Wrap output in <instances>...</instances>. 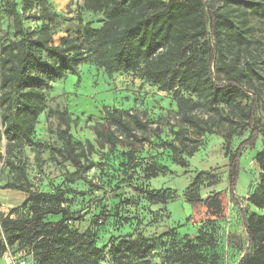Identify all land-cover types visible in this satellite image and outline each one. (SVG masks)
Listing matches in <instances>:
<instances>
[{
    "label": "rangeland",
    "instance_id": "rangeland-1",
    "mask_svg": "<svg viewBox=\"0 0 264 264\" xmlns=\"http://www.w3.org/2000/svg\"><path fill=\"white\" fill-rule=\"evenodd\" d=\"M205 1L221 18L231 19L235 31L248 39L245 44L231 35L223 36L225 56L215 60L214 75L234 95L217 106L211 107L183 90L161 91L137 73L108 75L89 62L61 79L51 80L43 89L46 109L38 117L31 143L11 144L0 120V264H10L3 256L6 249L13 255L22 245L33 251L29 247L33 244L32 232L25 233L20 242L14 240L13 232L6 234L1 227L2 217H31V203L26 202L28 193L21 190L25 187L50 195L39 202L42 209L69 212L70 231L83 232L91 222H97L99 227L92 229H98V245L104 251L100 264L137 263L135 256L123 251L121 241H144L146 258L155 264H191L194 259L198 264L211 260L238 264L249 248L241 210L248 215H264V207L248 200L253 194L264 196V162L258 161L264 150V0ZM12 2L23 15L43 11L58 15L50 23L24 21L25 27L36 35L43 23H48L55 44L70 36L87 48L89 43L77 17L80 15L83 23L94 28L105 21L102 13L86 10L84 0H0L2 44L20 40L15 36L12 19L5 13L7 3ZM205 18L208 23L207 11ZM42 55L52 61L46 53ZM241 69L246 73L241 75L246 92H233L232 86L226 85L227 77H236ZM177 94L197 101L192 114L198 124L187 122L179 113ZM258 95L261 101L257 125L261 133L255 147L244 150L240 158L236 205L229 198V158L249 137V131L241 133V124L253 97ZM104 106L137 115L150 126L139 127L125 116L136 137L126 136L113 124L122 143L112 148L95 131L110 123ZM64 110L77 120L71 124L70 133L77 152L84 153L86 171L78 170L66 159L60 136L65 124L59 117ZM88 141L94 145L90 154ZM152 167L165 170L154 174ZM11 184L17 188L7 187ZM156 193H165L171 199L167 204L154 203L149 196ZM214 193L220 195L221 212L187 201L195 196L205 199ZM62 217L47 214L43 219L53 224Z\"/></svg>",
    "mask_w": 264,
    "mask_h": 264
},
{
    "label": "trees",
    "instance_id": "trees-1",
    "mask_svg": "<svg viewBox=\"0 0 264 264\" xmlns=\"http://www.w3.org/2000/svg\"><path fill=\"white\" fill-rule=\"evenodd\" d=\"M84 8L105 16L104 23L98 28L83 23L80 15L77 17L83 26V36L89 43L87 48L80 40L70 36L62 37L60 44L54 43L48 23L55 22L58 15L46 11L23 15L15 2L7 3L5 13L13 21L15 36L20 38L9 44L0 42V120L11 144L22 146L32 142L38 117L46 109L43 89L51 80L61 79L66 73L76 71L82 63H93L108 75L115 72L137 73L161 91L183 90L203 99L211 107L234 95L226 91L225 84L216 79L214 64L216 59L223 60L225 56L224 35H231L238 43L248 44V39L235 31L236 26L231 19L221 18L207 1L84 0ZM205 11L208 13V23ZM26 19L48 23H43L36 35L25 27ZM43 53L52 61L45 59ZM241 75H246L242 69L236 77H227L226 85L230 84L233 92H246L241 85ZM176 100L182 117L196 124L192 110L197 101L180 94H177ZM260 101L259 95L258 98L253 97L245 122L241 124V133L249 131V137L236 147L229 158V198L236 205H239L235 188L240 172V158L244 150L255 147L261 133L257 125ZM103 108L110 123L96 127L95 131L112 148L122 143L112 128L113 124L126 136L136 137L125 116L132 118L139 127L150 126V122L143 121L137 115L107 106ZM59 117L65 124L60 136L64 140L66 159L78 170L86 171L88 165L82 159L84 153L77 152L70 133L71 124L77 123V120H72L67 110L59 112ZM86 146L87 152L92 153L94 145L88 141ZM258 161L264 162V150L259 154ZM151 170L157 174L158 170H165V167H152ZM7 187L17 188L13 184ZM131 188L135 192H143L136 187ZM21 190L28 193L26 202L31 203V217L24 220L2 217L1 227L6 234L13 232L14 240L20 242L22 239L24 241L25 233L32 232L33 244L29 247L34 251L36 264L101 263L104 251L98 245V229H92V226H98L96 221L91 222L83 232L70 231L67 222L72 215L69 212L40 207L39 202L50 195L37 193L29 187ZM263 197L253 194L248 200L257 207H264ZM149 198L154 203L162 204H167L171 199L165 193L151 194ZM187 201L190 204L202 203L215 212L222 211L219 193L205 199L195 196ZM47 214H61L63 217L52 224L44 221L43 216ZM241 216L249 248L238 264H264V215H248L245 210H241ZM120 245L124 252L138 259L136 264H155L146 258L144 241H121ZM250 248L253 250L250 251ZM8 250L4 251L3 256ZM26 250L30 249L22 245L19 251ZM190 263L199 262L194 259ZM206 264L219 263L211 260Z\"/></svg>",
    "mask_w": 264,
    "mask_h": 264
},
{
    "label": "built area",
    "instance_id": "built-area-1",
    "mask_svg": "<svg viewBox=\"0 0 264 264\" xmlns=\"http://www.w3.org/2000/svg\"><path fill=\"white\" fill-rule=\"evenodd\" d=\"M4 258L10 264H36L34 251H19L17 255L7 251Z\"/></svg>",
    "mask_w": 264,
    "mask_h": 264
}]
</instances>
